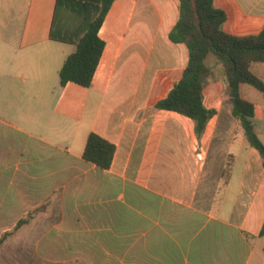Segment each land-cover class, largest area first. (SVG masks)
Segmentation results:
<instances>
[{
  "label": "crops",
  "instance_id": "0c3cea01",
  "mask_svg": "<svg viewBox=\"0 0 264 264\" xmlns=\"http://www.w3.org/2000/svg\"><path fill=\"white\" fill-rule=\"evenodd\" d=\"M55 3L0 0V238L28 219L1 245L0 264L5 251L85 264H264V168L256 150L245 154L224 78L205 86L204 103L217 113L200 140L191 119L153 108L188 61L186 47L168 36L179 0H115L99 30L105 48L89 88L60 85L75 44L57 37L70 36L77 22L63 9L55 16ZM214 5L225 11L229 34L264 27V0ZM126 6L115 44L109 23ZM239 20L259 28L239 30ZM250 70L264 82V62ZM251 87L239 91L255 118ZM221 94L230 128L219 126ZM90 132L116 147L107 170L82 158Z\"/></svg>",
  "mask_w": 264,
  "mask_h": 264
},
{
  "label": "trees",
  "instance_id": "16d2710c",
  "mask_svg": "<svg viewBox=\"0 0 264 264\" xmlns=\"http://www.w3.org/2000/svg\"><path fill=\"white\" fill-rule=\"evenodd\" d=\"M114 1L56 0L55 16L58 9H63L77 22L70 36L57 37V34L51 33L53 38L75 44V51L67 56L59 71L61 86L69 82L84 88L91 86L105 48L99 30ZM226 20L225 11L215 7L214 0H179V17L168 36L171 42L186 47L188 61L179 79L153 108L191 119L195 137L200 140L208 122L217 113L204 103V89L213 76V69L207 60L213 57L227 85L231 114L243 129L249 146L259 154L264 168V143L257 135L253 122L255 107L243 99L239 91L240 84L245 83L264 95V82L250 70L252 63L264 62V27L256 35L236 36L224 31ZM115 149L113 143L90 132L82 158L107 170ZM27 223V218L22 219L12 231L4 233L0 238V247ZM259 235L264 237V223Z\"/></svg>",
  "mask_w": 264,
  "mask_h": 264
},
{
  "label": "rangeland",
  "instance_id": "374dc122",
  "mask_svg": "<svg viewBox=\"0 0 264 264\" xmlns=\"http://www.w3.org/2000/svg\"><path fill=\"white\" fill-rule=\"evenodd\" d=\"M127 9H128V7L126 6V9L122 8L119 12H116L113 17H111L112 18L111 23H109V24L111 25V29H112L111 33H114L113 35H111L112 38L110 39V41L112 43L117 44L119 36L124 32V28L127 25V20L129 17V11H127ZM233 23H234V20H230L228 26L230 24H233ZM238 23H239V25H238ZM237 27L239 28V30H258L259 25L255 28L251 29L250 26L245 25L244 23L240 22V20H239V21H237ZM207 63L213 69V76L212 77L221 80L222 76H221L219 67L215 63V59L213 57H209L207 60ZM156 65H158V64H156ZM167 76L169 77L170 75H167ZM157 82H158V80H157ZM170 82L171 81L167 78L162 82L164 85L165 91L170 88V85H171ZM211 86L212 85H210V87ZM207 89H209V88H207ZM252 90L258 94L256 97L251 95V98L254 99V103L257 106V110H258L256 117L253 119V122L255 125V131H256L257 135L259 136V138L261 139V141L264 143V95L254 88H252ZM219 92L223 93V91L221 89L219 90ZM221 97H220V101H219V105L221 106V108H220L221 113H220L219 119H218L220 121L219 126L221 128L223 126L226 128H230V125H231L230 118L231 117H230L229 111H227L228 110L227 109L228 108V102L223 97V94H221ZM169 132H170V130H169ZM235 134H236V132H235ZM240 135H241V138H244L242 129H241ZM171 137H174V134H171ZM219 137L227 139V138H229V135L223 134V135H220ZM235 138H237V134L235 135ZM245 142H246V153L245 154L248 155V151L250 150L251 147L249 146L246 139H245ZM241 154H242L241 156L245 155L244 153H241ZM238 162L239 161L236 162L235 167L231 166V167H233V168H231V171L239 170L240 166L238 165ZM42 230H45V228H37L36 231H37V233H39ZM27 237H28L27 234L24 235L22 237L23 238L22 240H24ZM1 260L7 264H85V262L83 260H76V262H72V261L71 262H57V261L49 262V261L42 260V259H34V258H31L29 256V253L26 251H22L18 257H14V258H10L7 251H5L4 253L2 252L1 253Z\"/></svg>",
  "mask_w": 264,
  "mask_h": 264
}]
</instances>
